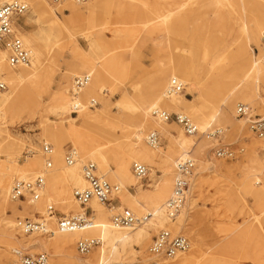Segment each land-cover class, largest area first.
Instances as JSON below:
<instances>
[{
    "label": "rangeland",
    "instance_id": "1",
    "mask_svg": "<svg viewBox=\"0 0 264 264\" xmlns=\"http://www.w3.org/2000/svg\"><path fill=\"white\" fill-rule=\"evenodd\" d=\"M47 1L54 8L58 22L64 23L67 29L55 24L54 27L52 25L54 29L50 30L43 19L38 20L32 13L27 1L28 10L16 22L15 29L28 49L31 51L29 40H33L38 51L37 57L31 54V63L36 61L40 65L36 77L18 85L14 97L0 108V128L8 130L14 137L0 141V196L4 197L3 192L11 185L9 175L13 176L15 182L17 168L22 167L27 159L42 158V163L32 166L31 176L43 174L45 184L54 171H62L64 166H69L65 162V154L69 148L75 147L73 130L81 135L116 130L117 134H107L105 140L117 137L114 146H118L127 158L126 148L133 143V136L143 122L141 107L151 99L158 68L169 67L171 61L182 60L189 69L194 70L189 77V85L180 93L191 100H187L188 106L211 104L215 83L222 80L223 74L231 73L234 59L231 54L244 45L243 26L249 24L251 16L262 9L259 4L264 3L263 0H246L252 6L251 11L246 12L241 5L242 0H87L85 3L70 2L64 5ZM206 1L208 3L204 6ZM183 4H187L186 10L177 12ZM76 9L78 13L74 14ZM170 12L177 14L169 23L157 18ZM182 17H187L186 23L181 22ZM260 37L258 40L251 38L253 51L248 48L252 55H256V61L259 58ZM228 45L231 48L220 57L221 50ZM0 49L3 47L0 46ZM215 59L218 62H214ZM100 66L104 68L102 80L95 72L90 81L96 80V92L88 96L83 89L80 94L73 96L75 78L93 73L91 70L96 71ZM170 78H166L163 91ZM0 83L5 85V88L0 87V91L9 90V84L4 79L0 78ZM61 90L65 91V98ZM91 98L96 99L98 104L86 107V115L83 111L72 113L71 109L68 113H62L60 110L70 99H79L85 106ZM33 99L38 100V103L35 117L31 118L28 109L19 105ZM243 100L241 97L233 101L229 123L214 121L206 133L201 127L207 121L198 122L191 113H187V105L181 104L178 109L160 108L169 114L185 113L201 128L192 137L197 144H203L202 148L195 145L189 154L195 158L201 177L191 184L194 204L189 212L186 211L188 206L183 210L180 228L177 229L174 224L177 220L172 222L168 219L165 226L159 227L151 217V224L149 222L139 227V230L145 229L139 245L134 242L123 249L120 244L107 246L99 232L81 235L72 243L61 246L56 242L58 234H53L55 230L51 226L53 221L58 228L59 217L76 216L85 210L89 216L91 213L94 222L110 219L112 224L113 215L124 208L131 209L139 216L147 215L154 208L152 199L160 195L164 170L170 172L168 177L171 185L164 197V200H168L173 190L175 165L179 157L176 154L170 158V169L164 159H167L173 141L181 138V135H188L172 115L168 122L158 118L149 121L139 146L151 152L152 160L146 157L145 161H137L129 156L130 176L123 180L124 184L114 174L115 163L110 156L106 157L104 164L109 173L103 174L95 157L78 150L81 173L83 164L94 161L100 175L122 188L112 201L102 203L100 214L90 206L91 201L87 206L79 204L74 192L80 187L74 180L64 176L60 178V187L68 196L67 201L72 199L74 205L64 209L60 204L62 201L54 199L50 204L56 209L53 219L47 216L46 203L44 212H40L27 206V202L9 199L4 204L0 198V264H18L19 256L14 251L18 248H24L26 250L22 251L30 254L46 252L49 264H150L154 261L164 264L173 258L152 256L148 250L154 236L163 228L189 237L190 248L182 253L193 252L191 264H264V138H258L246 118L238 117L236 113L237 105L244 103L252 109L253 119L264 116V86H261L259 95L253 101ZM203 111L207 113L204 108ZM152 115L156 117L153 112ZM215 129L222 130V143L244 149L237 158L228 160L215 157L213 151L218 140L207 137V133ZM154 130L160 136L156 147L147 140ZM45 144L51 145L53 149V165L50 169H46ZM135 162L147 166L146 178L140 179L134 175ZM124 193L127 196L146 194L143 199L145 205L138 209L131 202L124 205L121 198ZM17 218H46L52 233L16 238V232L9 225L15 224ZM86 237L98 238L101 243L91 253L82 255L76 243Z\"/></svg>",
    "mask_w": 264,
    "mask_h": 264
},
{
    "label": "bare ground",
    "instance_id": "2",
    "mask_svg": "<svg viewBox=\"0 0 264 264\" xmlns=\"http://www.w3.org/2000/svg\"><path fill=\"white\" fill-rule=\"evenodd\" d=\"M0 1H1L0 3H5V2H11L14 0H0ZM17 1H21L24 3H26L25 1H27L32 7V13L37 17L38 20L43 19L44 22L47 23L50 30L54 29L53 27L55 24L59 27H64L67 29L64 23L58 22L57 20L58 17L56 16V12L54 11V8L50 5L48 1L47 2H45V0H25V1L17 0ZM95 1H99V0H95ZM70 2L78 4L77 2H74V1H68V2H65L64 4L70 3ZM28 3L26 4L28 5ZM207 3L208 2L206 1L203 3V5L205 6ZM209 3H211V1H209ZM241 5L246 12L251 11L252 9V6L249 5V1L242 0ZM259 6L262 9H259L256 13H254L251 16L250 22L247 26H243L242 30L244 33V39H243L244 45L239 46L236 50L233 51V54H231L234 58L232 68H231L232 70H230L231 73L229 72L228 74H223L221 77L222 80H219L215 83V95L213 96V100L211 104H207V105L204 104L201 106H198V105L188 106L187 100L190 102L191 100L186 99L182 94L178 93V94L168 96L166 94L167 87L163 91V88L166 85V78L168 76H171V78L178 77L185 83V85H189V81H190L189 77H191V75H193L194 73L193 72L194 70L189 69L188 65L183 63L182 60L171 61L169 67L158 68V74L156 76V80L153 85L151 99L148 103H146L148 105L144 104L143 107H141L143 122L138 126V131L133 136L134 138L133 143L130 144L126 148V152L128 154L127 158L123 156L122 151L119 150L120 148L118 146H114L115 144L114 142L118 139L117 137L111 140H105L106 139L105 136H107V134H110L111 136L112 135L114 136L115 134H117L116 130L114 129L103 130V133H100V134H87V135H81L80 133L75 132L73 130L74 134L72 135V139L74 141V146H75L74 148L79 151H82L86 155L89 154L88 155L89 157L91 156L95 157V159L98 161L100 173H103V174L109 173L108 169L104 168V164L106 162V157L110 156V158H112L115 163L116 170L114 171V174L119 177L121 184H124L123 180L129 179V176H130V165H129L130 157L137 161H145L146 157L149 160H152L151 152H149L146 148L139 146V143L144 139V133L146 132L145 130L148 126L149 121L152 119L153 120L155 119L156 121L158 118L162 122H168L165 120H161L158 116L154 117L152 115V112L154 114V110H157V109L161 110L160 109L161 107L178 109L179 108L178 106L181 104L187 105V109H186L187 113H191V115L198 122L207 121L205 126L201 127V128H204L203 133H206V131H208V129L211 126V123L214 121L219 122L220 124L229 123L231 120L230 112L232 110L230 107L232 106L233 101L236 98L243 97L244 99L243 101L251 102L255 99L256 95L257 96L259 95L261 86L262 85L264 86V66H263L264 63L261 60L260 46H259V51H258L259 58H257V61H256V55L254 53L252 55V53H250V50L248 49L250 48L251 51H253V48L250 46V40L253 37H255L258 40L262 29H264V3L259 4ZM186 7H187V4H183L181 6V9H179L177 12L183 13L186 10ZM75 13H78L77 9L74 11V14ZM175 13L170 12V13H167L157 18H161V20L164 23H169L172 21L173 17L176 16L177 13L176 14ZM187 17L185 18L182 17L181 22L186 23ZM29 41H30V47H31V52H32L31 54L34 55V57H37L38 51L36 49V46L33 45V40H29ZM230 48L231 47L228 45L226 46L225 49H222L221 50L222 53L220 52V57L223 56V54H225L226 52H228ZM7 55H8V51L5 48L0 49V78L4 79L9 84V90L0 91V108H2V106L6 102H8L14 97L15 95L14 92L18 85H21L24 82L26 83L31 78L36 77L38 70H39V65H40V64L35 63L36 62L35 61L32 63L30 62L31 64H29L26 67L21 66L22 68L16 69L17 67L11 66L10 63L8 62ZM215 61L218 62L217 59H215L214 62ZM76 67H81V65H76ZM103 70H104L103 66H100V69H97L96 71L91 70L93 73H88V74H91L92 76L96 72V75L100 76V80H102L101 76L103 75L102 73ZM96 84H97L96 80H94V82L92 83L91 82L88 83L83 88L85 91L84 94L89 96L95 93L97 90ZM83 89L81 90V92L83 91ZM61 91H63L61 92V95L63 96V98H65L66 97L65 91L64 90H61ZM81 92H79V94ZM37 103H38V100L33 99V100H30L27 104L25 102H23L22 104L20 103L19 107L28 109L29 115L32 116L31 118H33L35 117ZM75 104L82 105L79 99H76L75 101L74 100L72 101L70 99L67 103L62 105L60 110L62 113H68L72 109V105H75ZM203 108L207 110V113H205V111H203L204 113L202 112ZM80 111H83L82 113L84 115L88 114L86 107H84ZM181 114H185V113H181ZM201 128L198 126L199 131ZM50 130L51 129L48 128L49 132ZM219 130L222 131L221 129ZM10 138H14V137L11 136L9 131L6 129L0 128V141L2 140L8 141L10 140ZM12 141L14 142V144L18 145V143H16L14 139H12ZM195 145L202 148L203 144L201 143L197 144V142H194L192 135H189V134L181 135V138L173 141L172 145L169 147L167 159H164L165 165L167 167L169 166V169H170V164H171L170 158H173V155L178 154L179 158L189 156L190 151L193 149L192 147H194ZM18 147H20V145H18ZM52 156H53V149H52ZM202 162L204 163L206 161H202ZM38 163H42L41 157L27 159L22 167L17 168L16 176L14 177L17 178V180L35 178L34 176H31L33 174L31 170H32V166ZM78 164L79 163L69 165V166H64L63 169H61L62 171H54V173L50 176L49 182L44 185L41 191V198L34 204L27 203L28 204L27 206L30 205L29 207H32L34 210L44 212L45 210L44 207L46 206L45 203L47 204V206H49L54 199L61 200L62 203L60 204L62 205L64 209L72 204L74 205V201L71 198H70L71 201H67L68 196L64 194L63 189L60 187V178L64 176L65 178L74 180L76 184L78 185V187H80V189H83L84 186L87 185V180L84 178L83 174L81 173L80 166ZM199 171H200L199 169L195 168L194 173L192 175L191 184L195 179L198 180L201 177L199 176L200 174ZM169 174L170 172L168 173V170H164V174H163L164 176L162 179L163 185L160 187V195L155 197L151 201L154 204L153 211H149L147 215L140 216V217H147L148 215H151L147 220L143 221L141 224H138L132 227H122V226H117L114 223L112 224L110 219H107L104 222L103 221L94 222L93 218L91 217V213H90V216L88 215L92 220L91 222L92 225L90 227H87L84 229H77L73 232H60L58 228L54 226V222L52 221L51 226L55 230L53 234L54 233L58 234V238L56 239V242L60 244L61 246H66L69 243H72V241H74L77 237L81 235H85L87 233L89 234V233L99 232L101 240H103L104 243H106V245L109 247H112L116 244H120L123 247V249H125L127 246H130L134 242L139 245V241L142 235L145 233V229L139 230V227L140 226L143 227L144 225L148 224L150 222L149 220H151V217L154 218V223L159 227L165 226L166 219L173 222V220H170L167 217V213H166V201L167 200H164V197H166V195L168 194V191L171 185L170 179L168 177ZM9 178H10L11 185L6 189V192H3L5 197L3 195L0 196L1 202L4 204L8 203L9 199H11L10 191H11L12 184L14 181H13L12 175H9ZM76 189H79V188H76ZM192 190L193 189L191 188V185H190V191H189L190 196H188L186 204L183 208L184 210L185 207L188 206V209H186V211L188 212L192 208V204H194V197H193ZM121 191H122V188L120 189V192ZM8 193H9V196H8ZM121 198H122L124 205H127V202L129 203L131 202L133 203V205H135L134 207L138 209L141 206L145 205L143 199L146 198V194H140L139 196H136V195L127 196L126 193H124ZM90 201H91L90 206L93 209H95V212H98V214H100L103 210V204L99 202L97 199H91ZM89 202L87 203V205L89 204ZM183 210L177 216L176 218L177 221L174 222L177 229L181 227L182 219L180 218L183 215L182 214ZM85 213H88V211L85 210L84 212H81L77 215H83ZM184 214H186V212ZM9 228H12V231L16 232V235H15L16 238H20L21 236L26 235V234L21 233L16 228V223L15 224L11 223L9 225ZM45 237H49V236H45ZM28 245L30 244L28 243ZM33 245L34 244H32V246ZM15 250L25 251L26 249L18 248ZM192 255H193V252L189 254L179 253L178 255L173 257L172 261L167 260L164 262V264H191ZM82 264H86V263L84 262ZM119 264H123V263H119Z\"/></svg>",
    "mask_w": 264,
    "mask_h": 264
},
{
    "label": "built area",
    "instance_id": "3",
    "mask_svg": "<svg viewBox=\"0 0 264 264\" xmlns=\"http://www.w3.org/2000/svg\"><path fill=\"white\" fill-rule=\"evenodd\" d=\"M53 4L61 5L68 1L77 3H85L87 0H49ZM28 5L21 1H11L0 4V46L5 48L8 55V62L11 66L21 67L28 66L31 62V51L25 45L24 41L17 32L16 22L27 10ZM261 60L264 63V29L260 37ZM91 74L79 75L75 78L72 87V95L76 96L91 81ZM1 88H5L0 83ZM185 83L178 77H172L166 88L168 96L181 93L185 90ZM96 99L91 98L89 103L72 105V113H79L84 107H93L97 105ZM252 109L249 105L239 103L236 108L238 117L246 118L250 125V129L258 138H264V116L252 118ZM154 115L162 120H170L172 115L176 117L177 122L181 125L185 133L189 135L197 134L199 129L194 120L185 114H169L165 110H154ZM222 131L215 129L207 133V137L217 139L218 144L214 147V155L218 159H235L243 152V148L236 149L233 145L222 143L220 135ZM148 142L156 147L160 142L159 133L154 130L148 136ZM44 154L46 157V169L52 167V148L51 145H44ZM79 152L75 148H69L65 154V162L68 165L79 163ZM196 168L195 159L186 156L180 157L176 161L175 178L172 194L166 202V213L170 220H176L177 216L183 210L189 196L192 175ZM135 175L140 178H146L148 169L142 163L135 162L133 164ZM82 173L87 180L88 185L83 189H76L74 196L80 205L86 206L91 199H97L101 203H107L113 200V197L120 192V186L112 184L104 176L98 172V166L93 161H88L82 166ZM45 185V177L43 174L37 175L33 179H18L11 188L10 197L12 200H20L29 204H34L41 198V191ZM91 210V208H89ZM47 216L50 218L56 212L54 205L47 207ZM147 217H140L131 209L124 208L113 216V223L117 226L132 227L141 224L147 220ZM92 220L88 213L76 216H61L58 218V230L60 232H73L77 229H84L92 225ZM16 228L23 234H42L49 235L52 232L48 226V220H33L30 218H17ZM100 240L95 237L80 238L77 243V250L82 255H87L99 245ZM191 242L189 237L183 233H174L168 228L161 229L153 238L149 246V253L156 257L173 258L179 253L185 252L190 248ZM19 256L18 264H48L49 255L46 252L35 254L24 253L22 250H15ZM113 264V263H110ZM150 264H158L151 262Z\"/></svg>",
    "mask_w": 264,
    "mask_h": 264
}]
</instances>
